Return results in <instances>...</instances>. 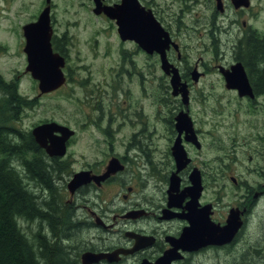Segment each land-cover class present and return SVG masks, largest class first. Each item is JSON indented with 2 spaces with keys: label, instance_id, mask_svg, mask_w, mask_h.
I'll return each mask as SVG.
<instances>
[{
  "label": "flooded vegetation",
  "instance_id": "obj_1",
  "mask_svg": "<svg viewBox=\"0 0 264 264\" xmlns=\"http://www.w3.org/2000/svg\"><path fill=\"white\" fill-rule=\"evenodd\" d=\"M238 1L100 0L123 16L94 14L107 23L100 32L106 41L93 38L94 57H73L69 29L56 30L54 8L93 13L96 1L51 0V44L65 83L41 94L35 81L36 99L65 91L66 109L52 104V115L35 126L54 122L71 135L63 155L31 136L34 148L22 154L20 168L39 211L37 232L75 264L85 254L106 257L88 264H156L166 255L170 264H200L202 254L234 244L202 247L203 234L235 213L243 227L260 219L264 22L255 0ZM150 14L159 39L144 48L131 28L138 17L152 22ZM78 174L82 184L72 187ZM50 223L61 228L53 233Z\"/></svg>",
  "mask_w": 264,
  "mask_h": 264
},
{
  "label": "rangeland",
  "instance_id": "obj_2",
  "mask_svg": "<svg viewBox=\"0 0 264 264\" xmlns=\"http://www.w3.org/2000/svg\"><path fill=\"white\" fill-rule=\"evenodd\" d=\"M56 1L60 3V0ZM166 1L169 5L174 2ZM44 2L45 0H6L0 4V74L7 81L16 78L20 93L29 99H35L34 105L27 110L23 122L16 123L25 130H30L44 117H50L52 113L49 109L52 104H59L63 112L66 109L65 91L36 99L38 90L35 82L25 71L27 61L23 52L25 42L22 28L37 18ZM255 3L262 12L260 17L264 22V0H255ZM61 6L63 4L54 6L55 28L62 33L69 29L68 34L74 42L71 46L73 57H94L91 55L90 45H95L93 38L97 36L100 41H106V34L100 32L107 27V23L98 19L92 13V9L90 11L80 8L78 12H74L65 11ZM74 23H77L76 28H73ZM87 135L91 134L87 132ZM219 135L226 139L227 128H221ZM259 212L260 219H250L248 227L242 230L231 248L222 251L210 250L202 254L200 264H264V203L260 204ZM20 226L28 236L36 232L35 224L20 220Z\"/></svg>",
  "mask_w": 264,
  "mask_h": 264
},
{
  "label": "trees",
  "instance_id": "obj_3",
  "mask_svg": "<svg viewBox=\"0 0 264 264\" xmlns=\"http://www.w3.org/2000/svg\"><path fill=\"white\" fill-rule=\"evenodd\" d=\"M27 103L18 84L0 74V264H75L58 242L37 231L28 236L20 226V220L32 224L39 214L34 195L14 165L34 148L30 133L16 127ZM32 169L44 173L42 167ZM50 224L53 233L61 228Z\"/></svg>",
  "mask_w": 264,
  "mask_h": 264
},
{
  "label": "water",
  "instance_id": "obj_4",
  "mask_svg": "<svg viewBox=\"0 0 264 264\" xmlns=\"http://www.w3.org/2000/svg\"><path fill=\"white\" fill-rule=\"evenodd\" d=\"M95 1L97 4V8L95 9L96 14H100L103 10L109 15V17L113 19L117 18L118 16H123V13L117 12L116 10L101 7L100 0ZM47 2L49 3L50 0H47ZM238 3L244 5L248 4L247 2L245 3V0H239ZM142 14L143 10L141 9L139 16ZM150 16L152 18V22L148 21L147 24H142L141 19L138 17L137 27L131 28L133 31L132 36H137L139 44L144 48L147 47V42L153 44L155 47L159 39V37L156 35L160 30V26L151 14ZM50 23V7H47L41 13L36 23L29 24L24 27V35L26 38L24 52L28 57L27 71L32 73L33 78L39 80L40 89L43 93L50 92L60 87L65 82V78L61 71V67L64 64L63 59L59 54L54 53L52 50ZM129 27H125V30L128 32H130ZM148 30L153 31V38H147L146 32ZM236 76V74H230L228 78L234 79ZM238 77L244 78V74ZM55 132H60L61 136L59 138L52 139L51 146L48 147L47 150L51 154L54 153L63 155L65 153V143L71 135V131H69V129L58 126L55 123H51L37 127L33 130V135L38 143L46 146L47 138H52ZM81 177V174L75 176L74 180L71 182L72 187L82 184V181L80 180ZM241 227V219H236V217H233V219H228L227 225L223 228L218 227L216 229L214 227V229H212L209 234H203V243L200 246L205 247L209 245H222L230 243L234 240ZM103 257L105 256L86 254L83 256V264L98 262ZM171 260L172 257L170 255H166L164 258H161L157 264H170Z\"/></svg>",
  "mask_w": 264,
  "mask_h": 264
},
{
  "label": "bare ground",
  "instance_id": "obj_5",
  "mask_svg": "<svg viewBox=\"0 0 264 264\" xmlns=\"http://www.w3.org/2000/svg\"><path fill=\"white\" fill-rule=\"evenodd\" d=\"M205 1H206V0H205ZM214 46H215V45H214ZM216 48H217V47H216ZM216 53H217V52H216ZM245 53H246V52H245ZM245 53H244V54H245ZM30 236H31V235H30ZM32 237H33V236H32ZM32 243H33V242H32Z\"/></svg>",
  "mask_w": 264,
  "mask_h": 264
}]
</instances>
